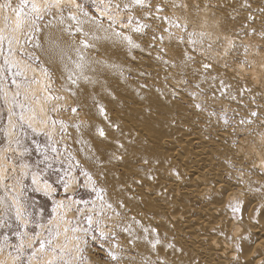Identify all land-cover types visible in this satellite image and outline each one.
I'll list each match as a JSON object with an SVG mask.
<instances>
[{
	"label": "bare ground",
	"instance_id": "1",
	"mask_svg": "<svg viewBox=\"0 0 264 264\" xmlns=\"http://www.w3.org/2000/svg\"><path fill=\"white\" fill-rule=\"evenodd\" d=\"M29 2L19 118L65 170L29 173L50 208L28 264H264V0H91L100 31L79 0Z\"/></svg>",
	"mask_w": 264,
	"mask_h": 264
},
{
	"label": "rangeland",
	"instance_id": "2",
	"mask_svg": "<svg viewBox=\"0 0 264 264\" xmlns=\"http://www.w3.org/2000/svg\"><path fill=\"white\" fill-rule=\"evenodd\" d=\"M29 1L0 0V149L3 147L6 149L4 158L8 163L11 162V166H9L6 173L4 186L0 184V264H5V260L8 257H11L16 264H28L29 255L32 254L31 247L40 243L37 240L30 245L28 236L33 237L36 233L37 224L49 218L48 209L50 208V203L36 195L33 186H31L30 174L36 170L43 176L45 175L55 180L65 170L64 163L50 149L52 146L49 145L48 139L46 140L44 135L43 137L40 134L36 135L33 133L32 135V131L19 118V111L24 108L26 98L25 87L22 84V79L25 77L23 78L22 72L12 56L13 51L17 55H20V52L13 49L15 39L12 36L8 17L15 13L14 10L23 15V21H26H22L20 25L19 32L21 31L22 33L24 31L23 23L32 25L34 21L33 25H36L44 22L43 16L38 18L33 16V10L31 11L32 4ZM79 3L81 4V15L86 16L85 19L87 18L88 21L84 20L93 27V22L96 20L93 14V3L91 0H79ZM21 9L23 14L20 12ZM7 13L8 15H6ZM96 22L94 23L97 25L94 27L97 28L99 26L97 28L99 30L102 26ZM87 26L86 28L91 29L90 26ZM92 30L94 29L89 32L92 33ZM95 32L94 30L93 34L97 33ZM73 36L77 37L74 33ZM5 89L6 91H4ZM7 127L10 128L12 133L10 140L5 137ZM21 162L25 165V169ZM22 166L24 170L20 169ZM22 221L26 225H22ZM82 222L83 220L78 217L71 221L72 225L70 223L73 227L76 225L77 228H82L81 230L83 231L79 229L80 232L78 231L77 233L78 237L87 235L88 232H86L88 227ZM85 228L86 230H84ZM54 233L55 231L53 230L45 233L44 243L46 248L52 245L51 241L54 238ZM27 240L28 242L25 244L24 242ZM65 256L66 260H63L64 263L68 260L66 262L68 264H77L72 262L74 260L69 259L71 255L68 252L65 253ZM101 259L104 260L103 258Z\"/></svg>",
	"mask_w": 264,
	"mask_h": 264
},
{
	"label": "snow or ice",
	"instance_id": "3",
	"mask_svg": "<svg viewBox=\"0 0 264 264\" xmlns=\"http://www.w3.org/2000/svg\"><path fill=\"white\" fill-rule=\"evenodd\" d=\"M67 3H68V5H73V6L77 7V8L80 7V5L78 3H76V0H67ZM135 3L142 5L143 4V0H135ZM64 4H65V0H55V4L50 5V7L51 6L60 7V6L64 5ZM32 10L33 11H37V12L39 11V9L36 7V5H32ZM17 19L19 20V13L17 14ZM71 19L75 20L76 17L75 16H71ZM17 26L19 27V25H17ZM125 39H127L130 44L132 43L130 38L125 37ZM81 59H83V57H81ZM77 67H81V65L78 64ZM73 111H76V109H73ZM101 111H103V109H101ZM253 115H255V113H253ZM100 134L101 135L104 134L102 130H101ZM89 224H91V218H89ZM157 243H158V241H157ZM42 247H43V245H42ZM153 247H155V244L153 245ZM169 247H171V245H169ZM109 255L111 256L112 260H114V261H118L119 260V257L115 253H109Z\"/></svg>",
	"mask_w": 264,
	"mask_h": 264
}]
</instances>
